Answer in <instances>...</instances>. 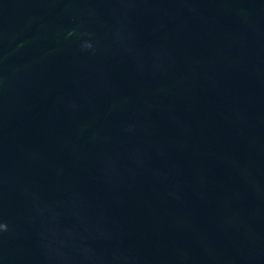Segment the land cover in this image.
<instances>
[{"label":"water","instance_id":"water-1","mask_svg":"<svg viewBox=\"0 0 264 264\" xmlns=\"http://www.w3.org/2000/svg\"><path fill=\"white\" fill-rule=\"evenodd\" d=\"M0 264H264V0H0Z\"/></svg>","mask_w":264,"mask_h":264}]
</instances>
